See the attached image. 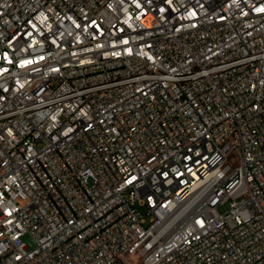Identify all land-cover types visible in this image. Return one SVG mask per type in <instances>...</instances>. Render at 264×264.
<instances>
[{"label":"built area","instance_id":"obj_1","mask_svg":"<svg viewBox=\"0 0 264 264\" xmlns=\"http://www.w3.org/2000/svg\"><path fill=\"white\" fill-rule=\"evenodd\" d=\"M0 264H264V0H0Z\"/></svg>","mask_w":264,"mask_h":264},{"label":"rangeland","instance_id":"obj_2","mask_svg":"<svg viewBox=\"0 0 264 264\" xmlns=\"http://www.w3.org/2000/svg\"><path fill=\"white\" fill-rule=\"evenodd\" d=\"M234 157V154H232L231 156H230V158L232 159Z\"/></svg>","mask_w":264,"mask_h":264}]
</instances>
